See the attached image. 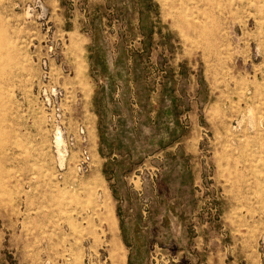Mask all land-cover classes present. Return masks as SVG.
<instances>
[{
  "label": "rangeland",
  "instance_id": "obj_1",
  "mask_svg": "<svg viewBox=\"0 0 264 264\" xmlns=\"http://www.w3.org/2000/svg\"><path fill=\"white\" fill-rule=\"evenodd\" d=\"M0 264H264V0H0Z\"/></svg>",
  "mask_w": 264,
  "mask_h": 264
},
{
  "label": "bare ground",
  "instance_id": "obj_2",
  "mask_svg": "<svg viewBox=\"0 0 264 264\" xmlns=\"http://www.w3.org/2000/svg\"><path fill=\"white\" fill-rule=\"evenodd\" d=\"M57 138V142L60 144V143H62V137L61 136H58V137H56Z\"/></svg>",
  "mask_w": 264,
  "mask_h": 264
}]
</instances>
